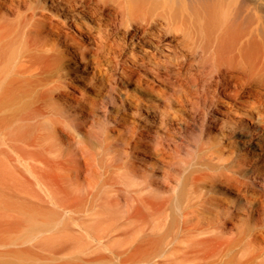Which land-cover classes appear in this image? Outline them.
<instances>
[{
  "label": "bare ground",
  "instance_id": "1",
  "mask_svg": "<svg viewBox=\"0 0 264 264\" xmlns=\"http://www.w3.org/2000/svg\"><path fill=\"white\" fill-rule=\"evenodd\" d=\"M200 98L219 131L176 202L110 193L103 152L162 162L143 131ZM205 178L209 206L182 208ZM0 264H264V0H0Z\"/></svg>",
  "mask_w": 264,
  "mask_h": 264
},
{
  "label": "rangeland",
  "instance_id": "2",
  "mask_svg": "<svg viewBox=\"0 0 264 264\" xmlns=\"http://www.w3.org/2000/svg\"><path fill=\"white\" fill-rule=\"evenodd\" d=\"M130 89L134 90V92L136 91L134 86H131ZM137 92L139 93L140 91L138 90ZM171 105V108H176L175 104ZM170 111L172 110L170 109ZM214 112L215 110L211 107L209 101L200 98L198 105L187 104L184 110H180L179 113L182 118L172 120V114L163 115V122L160 123V117H158L156 119L159 125L156 129L159 132L158 135L153 131H143L147 126H141V124L147 125V123L142 121L140 115L136 113L133 119L139 131L145 132L146 142L148 143L142 144L143 147L151 149L153 141L158 140L164 148V160L162 162L156 161V164L152 166L149 162H152L153 159L148 154L149 152H144L145 150H137L134 154L126 147L122 149L114 148L113 151H104L102 154L104 162L107 161L118 166L119 174L117 173L115 177L117 180L116 187L120 186L122 189V192L110 191V193H115L118 197H122L121 201H123L125 196L131 197L136 190L143 188L147 182H150L153 187L157 184L162 185L163 191L161 190L160 197H167L171 194V202L172 204L175 203L177 193L173 192L172 189L170 190L169 185L176 186L177 179H181L184 173H189V170H185V161L189 160L202 146L209 143V140L215 142L217 138L219 130L212 121ZM104 127V122L96 127L102 137L104 134L101 131H103ZM93 154L97 168L94 178L97 181V185H94V189H98L101 187L100 184L104 181V178H107V175H104V169L100 165L101 155L99 150L93 149ZM134 155L136 156L134 157ZM204 156L207 155L205 154ZM133 161L139 163V166H137L138 171L128 174L127 171L131 168ZM207 171L212 173L219 171V169ZM165 180L167 181L165 182ZM164 188L168 191L164 190ZM99 192L101 196L104 195L106 188H101ZM212 194L213 192L209 191L208 179L205 178L199 188L189 191L187 198L183 201L181 200L180 206L182 208L192 207L197 210H205L209 206L206 199ZM173 208H175V205Z\"/></svg>",
  "mask_w": 264,
  "mask_h": 264
}]
</instances>
